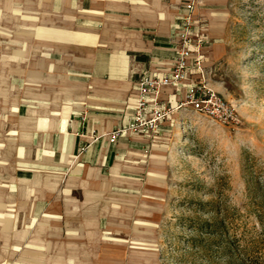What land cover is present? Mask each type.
<instances>
[{"label":"crops","instance_id":"obj_1","mask_svg":"<svg viewBox=\"0 0 264 264\" xmlns=\"http://www.w3.org/2000/svg\"><path fill=\"white\" fill-rule=\"evenodd\" d=\"M188 1L53 0L59 26L43 31L52 38L31 70L21 67L13 87L19 114L5 122L3 133L12 169L0 221H38V227L26 235L27 243L5 246L0 264H123L121 239L107 240L97 227L107 215L102 208L115 207L108 192L137 191L134 176L145 151L169 134L179 111L154 137L128 134L111 143L108 134L128 124L142 76L172 68L173 26ZM227 1L196 0L193 14L208 39L204 66L216 91L212 72L229 47ZM190 78L199 81L200 74L194 71ZM159 98L174 109L182 95L178 87L166 86ZM13 206L19 210L15 216ZM93 226L98 230L91 232ZM10 250L16 258L8 262Z\"/></svg>","mask_w":264,"mask_h":264},{"label":"rangeland","instance_id":"obj_2","mask_svg":"<svg viewBox=\"0 0 264 264\" xmlns=\"http://www.w3.org/2000/svg\"><path fill=\"white\" fill-rule=\"evenodd\" d=\"M227 2L229 47L212 77L241 122L178 110L169 134L145 151L137 191L108 192L115 207L102 208L97 227L107 240L121 239L123 264H264V0ZM52 4L0 0V203L12 169L5 122L19 114L13 87L21 67L30 71L47 51L52 36L43 31L59 26ZM37 227L0 221V255ZM10 252L8 262L16 258Z\"/></svg>","mask_w":264,"mask_h":264},{"label":"built area","instance_id":"obj_3","mask_svg":"<svg viewBox=\"0 0 264 264\" xmlns=\"http://www.w3.org/2000/svg\"><path fill=\"white\" fill-rule=\"evenodd\" d=\"M194 10L195 3L192 1L182 6L173 26L176 56L172 68L168 73L160 76H142L136 84L137 104L128 115L129 122L108 134L111 143L128 134L154 137L161 132L168 116L180 109L190 108L233 127L240 124L241 120L235 107L209 85L211 72L204 66L203 55V48L208 39L195 23ZM194 71L200 74L199 81L190 78ZM166 86L178 87L182 95V100L174 109L166 107L159 98L162 88Z\"/></svg>","mask_w":264,"mask_h":264},{"label":"bare ground","instance_id":"obj_4","mask_svg":"<svg viewBox=\"0 0 264 264\" xmlns=\"http://www.w3.org/2000/svg\"><path fill=\"white\" fill-rule=\"evenodd\" d=\"M34 9V8H33ZM18 18V17H17ZM27 22V21H26ZM25 24H27V23H25ZM20 27V26H19ZM28 28V27H27ZM39 39V38H38ZM119 243V242H118ZM121 244H123V243H121Z\"/></svg>","mask_w":264,"mask_h":264},{"label":"trees","instance_id":"obj_5","mask_svg":"<svg viewBox=\"0 0 264 264\" xmlns=\"http://www.w3.org/2000/svg\"><path fill=\"white\" fill-rule=\"evenodd\" d=\"M260 217V216H259ZM261 218V217H260Z\"/></svg>","mask_w":264,"mask_h":264}]
</instances>
